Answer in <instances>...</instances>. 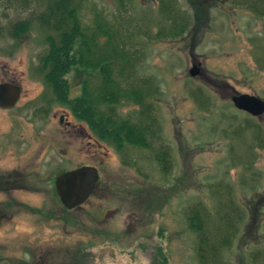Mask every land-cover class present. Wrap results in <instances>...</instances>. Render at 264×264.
Here are the masks:
<instances>
[{
  "label": "rangeland",
  "instance_id": "1",
  "mask_svg": "<svg viewBox=\"0 0 264 264\" xmlns=\"http://www.w3.org/2000/svg\"><path fill=\"white\" fill-rule=\"evenodd\" d=\"M44 1L0 0V82L21 87L16 106H0V176L23 175L18 188L0 189V264H155L160 252L166 264H201L189 222L197 204L208 210L209 244L219 245L207 264H264V107L252 117L232 101H264V17L246 0H177L190 23L172 37L160 30L157 0H88L83 21L93 24L99 12L125 43L124 89L155 88L148 106L116 108L133 123L159 119L151 150L133 142L118 150L50 101L39 70ZM22 21L26 28L12 32ZM84 74L74 65L66 75L72 96ZM163 147L171 150L166 171L157 160ZM82 165L98 168L100 183L67 209L53 173Z\"/></svg>",
  "mask_w": 264,
  "mask_h": 264
},
{
  "label": "trees",
  "instance_id": "2",
  "mask_svg": "<svg viewBox=\"0 0 264 264\" xmlns=\"http://www.w3.org/2000/svg\"><path fill=\"white\" fill-rule=\"evenodd\" d=\"M87 1L45 0L42 13L36 17L47 34L48 48L41 55L39 70L44 77L46 87L50 89L53 98H55L50 101L57 100L60 104L69 107L72 114L86 122L97 137L99 136L105 142L114 145L118 150L123 149L124 145L130 144V142L151 150L150 140L161 132L159 119L151 116L150 121L144 123L146 125L141 123L140 125L129 119H122L116 108L118 103L123 104L128 101L146 104L147 99L153 96L155 88L150 87L149 92L145 91L148 88L144 89L143 87L124 89L125 83L121 79L125 77L123 74L126 72L123 70L122 64L128 63L126 48L123 47L125 43L123 44V40L119 39V34L114 29L115 24L102 17L99 12L93 24L83 21L82 11ZM157 1L165 21L170 22L168 26H165L163 23L165 21H163L160 30L167 32L172 37L184 34L190 22L188 16L182 13V9L177 5V0ZM246 1L247 3L245 1L242 3H246L257 16L264 17V0ZM120 2L123 3V0ZM182 14L187 16L186 20ZM20 23L13 26L12 32L26 28L27 21ZM74 65L85 70L82 90L76 96H72L71 82L66 77ZM116 68L119 70L117 75L114 74ZM93 71L100 74L101 78L96 80ZM258 134L256 138L259 141L263 140ZM259 144L263 146L261 142ZM157 154H159L157 155L158 162L166 171L171 164V150L163 147ZM191 208L190 228L199 234L200 262L207 264L206 257L216 256L219 245L209 244L207 236L209 234L208 210L205 211L204 208L202 210L199 204ZM224 211L229 215L227 209ZM224 225L227 223L224 222ZM159 254V259L155 264H166L167 257L161 252Z\"/></svg>",
  "mask_w": 264,
  "mask_h": 264
},
{
  "label": "water",
  "instance_id": "3",
  "mask_svg": "<svg viewBox=\"0 0 264 264\" xmlns=\"http://www.w3.org/2000/svg\"><path fill=\"white\" fill-rule=\"evenodd\" d=\"M195 75V70L191 72ZM21 88L10 82L0 83V106L13 107L20 99ZM249 95L235 96V105L256 114L258 103ZM262 109V108H261ZM260 111V110H259ZM100 173L95 166L83 165L73 170L63 171L56 178V191L62 204L72 209L82 205L95 191Z\"/></svg>",
  "mask_w": 264,
  "mask_h": 264
},
{
  "label": "flooded vegetation",
  "instance_id": "4",
  "mask_svg": "<svg viewBox=\"0 0 264 264\" xmlns=\"http://www.w3.org/2000/svg\"><path fill=\"white\" fill-rule=\"evenodd\" d=\"M3 82H10V83H13V84H16L15 82H13V81H3ZM0 83H2V82H0ZM17 85V84H16ZM19 86V85H18ZM20 87V86H19ZM21 88V87H20ZM20 97H21V95H20ZM20 100V99H19ZM19 100H18V102H19ZM255 100H256V102L258 103V108L259 109H261V108H263L264 107V101H262L260 98H255ZM254 100V101H255ZM17 102V103H18ZM17 103H16V105H17ZM16 105H14V106H16ZM13 106V107H14ZM8 108H12V107H8ZM258 108L255 110V111H257V112H259L258 111ZM4 109H7V108H4ZM47 112H49V109H45ZM240 110V109H239ZM241 111H244V110H241ZM244 112H247V111H244ZM257 112H256V114H253V113H250V112H247V113H249L252 117H259L260 116V114H257ZM60 121H61V123H64L65 121L66 122H68L67 121V116L66 115H62L61 116V118H60ZM83 166V165H82ZM78 167H80V166H78ZM78 167H74V168H70V169H57L56 171H54V173H53V176H52V180H53V184H54V186L52 187V191L55 193V194H57V191H56V185H55V182H56V178H57V176L61 173V172H63V171H68V170H73V169H76V168H78ZM15 173L16 174H13V173H10V174H1V176H0V189H2V187H5V189L7 190H9V189H14V188H18V185L20 184V181H22L23 180V175L21 174V173H19V172H16L15 171ZM28 177H26V179H27ZM100 180H101V176H100ZM100 180H99V183H100ZM3 190V189H2ZM57 196H58V194H57ZM58 199L60 200V197L58 196ZM60 202H61V200H60ZM62 203V202H61ZM63 205V204H62ZM64 206V205H63ZM65 207V206H64ZM68 209V208H67ZM3 215V214H2ZM1 217V216H0ZM4 217V215L2 216V218Z\"/></svg>",
  "mask_w": 264,
  "mask_h": 264
}]
</instances>
